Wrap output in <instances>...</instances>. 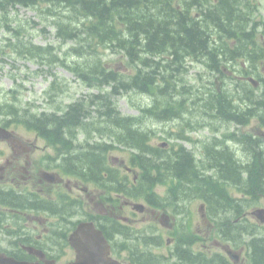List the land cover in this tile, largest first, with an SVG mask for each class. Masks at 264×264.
Here are the masks:
<instances>
[{
	"label": "trees",
	"instance_id": "trees-1",
	"mask_svg": "<svg viewBox=\"0 0 264 264\" xmlns=\"http://www.w3.org/2000/svg\"><path fill=\"white\" fill-rule=\"evenodd\" d=\"M215 0H0V11L4 12L3 22L5 27L9 28L7 18V10L9 7L22 5L32 7L39 4H46V14L51 16L52 25L56 30V37L63 43L72 42L73 47L65 52V56L61 57L58 51L51 50V55L56 62L63 59L74 58L77 61L72 63L63 62V66L74 71L79 77L89 78L90 76H100L101 82H115L118 88L117 93L123 91L128 92L133 89L141 94H150L155 97V104L144 110L149 113L152 118H165L166 111L172 110L170 104L161 106L159 94L161 92L158 79L154 76V71L145 72L140 70L137 77L130 81L124 73H116L113 70L106 69V63L101 62L103 57L100 52L112 51L125 53L131 57H138L141 66L147 63V60L140 56L139 53L150 55H158L163 52L167 43L182 44L185 52L192 53L194 45H199L198 50L205 53V47L210 40V31L208 26L213 24L220 28H227L228 37L237 36V32L233 30L241 25L239 21V11L233 10L231 7L223 6L222 9L213 5ZM222 1V0H220ZM225 1V0H224ZM231 1V0H230ZM197 5V6H194ZM204 5V6H203ZM181 6V8H179ZM200 7V13L203 21L202 25L191 27L186 17H189L188 10L191 7ZM185 7H188L187 9ZM204 7V8H202ZM208 32H207V31ZM18 32V30L16 29ZM37 52L31 55L32 58L42 59L47 52L40 47L36 48ZM49 50V49H48ZM70 55V56H69ZM78 60H82L80 63ZM100 60V63L99 61ZM153 66V65H152ZM217 69L218 67L215 66ZM258 114L256 117L264 124V99L257 101ZM255 107V105H254ZM253 109V108H250ZM249 108L241 112L236 111L231 114L229 119H233L236 123L247 124L248 119L255 113L246 115ZM102 116L114 117L113 113L103 112ZM71 123L79 122V119L68 120ZM138 119L123 120L118 119L120 129H126L124 141L128 148H135L134 157L144 172L147 170L148 160L143 157L145 155L144 143L147 134L139 127ZM242 141L251 143H259L261 138L247 133L242 136ZM147 148V147H146ZM183 151V152H182ZM182 154V156L180 155ZM179 155V156H178ZM178 156V157H177ZM94 159V158H93ZM93 160H87V166L92 164ZM214 165L221 167L218 170L219 177L211 179L202 174L203 167L198 166L195 157L184 152L180 148L175 152V158L171 160L168 170L176 174L178 185H184L193 193H201L199 189H211L218 196L220 202H229L230 197L226 188V182L239 183L242 180V192L257 197L258 194L254 190L264 193V151L252 150L247 160L240 162L230 151L218 152L214 155ZM168 165V164H167ZM94 166L92 165V168ZM181 167V169H180ZM202 182V183H201ZM243 201V200H242ZM231 203L236 201L232 200ZM173 203L167 204L172 206ZM247 206V205H246ZM220 214L225 215L228 211L236 210L242 215L245 206L242 208L239 204L235 206H213ZM212 208V206H211ZM252 261L254 264H264V237L256 238L247 243Z\"/></svg>",
	"mask_w": 264,
	"mask_h": 264
},
{
	"label": "flooded vegetation",
	"instance_id": "flooded-vegetation-1",
	"mask_svg": "<svg viewBox=\"0 0 264 264\" xmlns=\"http://www.w3.org/2000/svg\"><path fill=\"white\" fill-rule=\"evenodd\" d=\"M241 37L237 49L233 43V50H219V61L229 66L239 64L244 72L247 67L252 70L261 66V73L264 27H242ZM229 73L237 72L232 69ZM253 77L264 93V77ZM239 79L242 84L248 80L243 75ZM237 92L242 97L243 91ZM4 128L12 136L0 139V254L30 262L39 261L41 255L58 264H68L76 257L70 235L81 223L91 222L108 238L110 257L119 264H127L135 246L129 244L127 234L135 224L147 225L151 217L162 224L168 222L166 213H157V205L149 203L150 196L144 200V213H138L133 201L117 191L118 172H106L104 178L88 176L85 144L78 145L71 138H41L37 130L26 135L25 127L17 124ZM120 177L124 187L121 190L129 188L130 180L135 181L128 171ZM103 183L107 186L103 187ZM108 186L110 192L105 193ZM135 249L139 252L138 247Z\"/></svg>",
	"mask_w": 264,
	"mask_h": 264
},
{
	"label": "rangeland",
	"instance_id": "rangeland-1",
	"mask_svg": "<svg viewBox=\"0 0 264 264\" xmlns=\"http://www.w3.org/2000/svg\"><path fill=\"white\" fill-rule=\"evenodd\" d=\"M256 3H258V7L260 9L258 10L257 18H262L264 20V0H255ZM13 15H16L17 18L20 20L22 26L25 28L26 32H28L29 36L32 37L30 39H33V42L39 46H45L49 43H53L55 47H59V41L56 40L54 37V30L51 25H48L47 22L49 21H42L38 17V14L36 11L32 9L27 8H17L14 9ZM1 19V15H0ZM11 35L3 28H1V20H0V46L4 48V52L0 53V110L1 111H7L9 107H15L16 105L20 104V101H17L13 98L12 95H8V91L11 89H15V85H17V88L15 90H21V87L24 88V90H21L18 94V98L21 99V101L24 103V107H29L28 103L32 106L38 108L39 111L41 110H47L46 102H43L40 98L43 94V91L47 89L48 87V81L51 79L50 82H52V78L46 74L47 71H52L56 75V87L58 88H65L67 87L70 89L69 96L64 100V102L68 103L70 100H77L82 95L87 93L86 88L75 79V76L72 75L70 72H68L66 69L62 67H52V69L40 67L39 65L35 64L34 62H29L24 59H14L11 56L13 52L10 47H6L7 42L6 40ZM14 38V37H11ZM29 38V37H28ZM73 44L70 43L69 45L65 46V48L71 47ZM64 47V45H62ZM105 61H113V65H119L120 68L117 66L116 68L118 70H122V65L125 63V60L120 55H113L110 52H106L104 55ZM42 69V71L45 72V74H42V76L34 75L35 72H37L39 69ZM196 72V70L191 71L190 74L193 75ZM49 76V77H48ZM193 75L192 77H194ZM44 80V82H43ZM43 90V91H42ZM67 94V92L65 91ZM135 96L132 97V101L136 104L145 103L144 99L147 100L146 97H143L139 93H134ZM16 96V95H15ZM71 96V97H70ZM41 101H40V100ZM147 104V103H146ZM141 105V104H140ZM116 106L118 110L125 116H136L138 115L137 109L131 106V102L128 99V94H124L116 99ZM33 109L31 108V111ZM22 117V116H21ZM171 124V123H170ZM219 126L225 127L226 124L223 122H218ZM158 131H157V137L156 141L157 144L161 142V140L166 138H171L173 143L176 144H184L187 148H191L190 143H186L183 141H175L176 134L181 132L180 127L176 124H171L169 126H165L163 123L158 122L157 123ZM165 129L167 131L166 134L161 133ZM24 130V129H23ZM241 132H252L254 134H257V132L260 130L258 124L255 123L253 120L251 122V125L240 129ZM24 133L28 135V133L24 130ZM209 134V130L206 129L200 133V136H206ZM196 136V135H195ZM158 138V139H157ZM116 155V154H115ZM114 155V156H115ZM239 157L242 155L239 154ZM193 212L196 214V216H200L198 212V205L191 206ZM191 214L189 213V216ZM202 219H198V221H192L190 223V228L198 232L200 235H206L211 236V239L207 243V247L210 244V248L212 250H215L214 246L212 245V242L214 239H216L215 235L208 231L209 226L208 224H205ZM173 221H170L172 223ZM168 225V223H167ZM206 244V243H205ZM202 249V248H201ZM203 249L204 246H203Z\"/></svg>",
	"mask_w": 264,
	"mask_h": 264
},
{
	"label": "water",
	"instance_id": "water-1",
	"mask_svg": "<svg viewBox=\"0 0 264 264\" xmlns=\"http://www.w3.org/2000/svg\"><path fill=\"white\" fill-rule=\"evenodd\" d=\"M254 215L259 219V220H261L262 222H264V210H258V211H256L255 213H254ZM76 242H78V241H75V245H77L76 244ZM81 246V244L80 243H78V247H80ZM84 246V245H83ZM82 249H84V248H82ZM17 264V263H14V262H10L9 260H6V259H3V258H0V264ZM74 264H82V260L79 262V260H78V262L77 263H74Z\"/></svg>",
	"mask_w": 264,
	"mask_h": 264
},
{
	"label": "bare ground",
	"instance_id": "bare-ground-1",
	"mask_svg": "<svg viewBox=\"0 0 264 264\" xmlns=\"http://www.w3.org/2000/svg\"><path fill=\"white\" fill-rule=\"evenodd\" d=\"M239 110L242 112V108L239 109ZM234 122L236 123V121H234ZM239 124H240V123H239ZM133 153L136 154V151H133ZM231 153L234 154V156L236 157L237 160H239L240 162H242V156H241V157L238 156L239 154L242 155V153H240V152H231ZM180 169H181V167H180Z\"/></svg>",
	"mask_w": 264,
	"mask_h": 264
}]
</instances>
